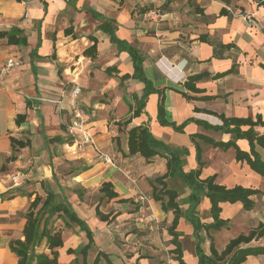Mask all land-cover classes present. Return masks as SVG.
Masks as SVG:
<instances>
[{"label": "crops", "instance_id": "obj_1", "mask_svg": "<svg viewBox=\"0 0 264 264\" xmlns=\"http://www.w3.org/2000/svg\"><path fill=\"white\" fill-rule=\"evenodd\" d=\"M84 7L93 8L103 18H94ZM228 7L235 13L221 15V9ZM240 12L252 15L256 24L247 25ZM107 19L116 20L117 36L145 56V76L154 91L145 99L142 113L132 118L129 125L122 126V131L117 122L131 116L130 107L138 106L147 85L135 78H120L133 74L134 64L131 55L120 50L100 29ZM71 24L74 36L65 33ZM12 27L23 31L28 44L9 45L5 38H0V67L9 57L22 63L5 75L0 87V264L18 263L10 241L24 239L25 213L37 195L45 198L47 190L60 199L66 198L78 215L88 221L95 242L88 251L87 264L92 263L91 254L97 256L100 251L111 260L116 257L122 264H157L165 257L159 246L162 242L170 246L168 251L175 247L168 231L174 213L164 212L160 202L153 199L152 181L167 172V159L160 155L152 159L138 153L129 155L128 130L143 124L169 147L187 148L189 154L184 163L189 160L191 170L199 167L192 134H203L216 141L233 138L232 133L199 122L211 126L223 124L218 115L206 110L227 117L259 114L264 118V6L256 0H0V31ZM91 35L98 39L95 59L83 54L93 44ZM201 35L211 42L198 40ZM228 44L231 46L222 47ZM55 47L56 57H52ZM108 67H115L118 72L108 74ZM232 68L233 72L215 78ZM201 73H208L196 82L203 92L196 93L183 86L189 76ZM77 86L82 88L78 101L79 96H74ZM180 91L197 98L187 99ZM161 95L165 97L169 121L179 125L188 118L195 120L183 131L162 125L158 120ZM204 96L215 98H200ZM27 102L31 107H27ZM79 103H84V107ZM196 107L202 110L195 111ZM76 109L84 113L89 131L101 152L111 157V164L105 163L93 146L84 149L71 146L68 124ZM19 113H27L21 125L16 123ZM255 129L264 133V126ZM11 136L30 139L31 144L19 150L15 161L7 162L13 154ZM54 137H60L61 141H52ZM198 142L205 163L201 178L216 175V181L228 187L240 184L261 189L264 177L247 163L238 162L235 148L222 150L203 140ZM237 145L250 150L246 138L238 139ZM221 151L230 152L231 156L216 159L213 154ZM260 152L264 158V151ZM4 165L6 169L2 170ZM173 180L166 179L168 187ZM104 182L113 184L117 197L102 199L100 188ZM185 188L181 197L190 192ZM142 195L145 200L140 199ZM98 205L103 213H111L112 221L99 218ZM183 207L186 210L188 204ZM202 207L207 214L205 219ZM210 207L209 199H203L198 207L204 222L213 220ZM221 207L223 218H228L231 210H244L241 202H222ZM262 212L259 221L264 222V205ZM54 227L64 238V245L58 248V264H83V256L70 254L68 249L86 245L89 241L86 232L76 224L65 226L58 217ZM177 231L181 233L185 261L198 264V256L194 253L189 256L186 251L185 240L189 239V245L193 242L191 248L196 245L193 226L182 217ZM100 237L104 239L102 243ZM206 241L202 246L210 253ZM227 243L217 246L218 250H223ZM37 251L50 253L45 242ZM259 260L264 263V256H249L244 264ZM172 262L177 264L175 258Z\"/></svg>", "mask_w": 264, "mask_h": 264}, {"label": "trees", "instance_id": "obj_2", "mask_svg": "<svg viewBox=\"0 0 264 264\" xmlns=\"http://www.w3.org/2000/svg\"><path fill=\"white\" fill-rule=\"evenodd\" d=\"M17 1L23 2L26 0ZM256 1L258 4L264 6V0ZM84 9L87 12H90L96 19L103 18L101 13L91 7H84ZM220 14L226 15L232 13L227 8H222ZM100 29L109 35L111 42L116 43L120 50L127 51L132 57L134 64L133 74L127 73L120 78L122 80L135 78L143 81L147 85L145 94L139 101L138 106L135 109H132L131 107V110H133L131 116L124 121L117 122L119 130L122 131V126L129 125L132 118L137 117L142 113V109L145 106V99L154 91L153 88L150 87L149 80L145 76V56L135 46L117 36L116 20L107 19L100 25ZM65 33L66 35L74 36L72 24L65 29ZM0 38H5L6 43L9 45L24 46L28 44L27 36L18 27H12L10 30L0 31ZM90 39L93 41V44L86 48L83 54L95 59L98 55V39L92 35L90 36ZM198 40L211 42L206 35H201ZM40 43L41 41L39 39L38 46ZM230 46L231 44L222 45L223 48H228ZM52 57H56V47ZM60 71L61 70H59V72ZM106 71L108 74H112L115 71L118 72L115 67H108ZM233 71L234 68L225 73H219L215 78ZM207 76L208 73L189 76L183 86L187 90L196 93L203 92L196 86V82ZM180 92L187 99L197 98L189 95L185 91ZM200 98L209 100L214 99L215 96H204ZM27 107H31L30 102H27ZM201 110L202 109L198 107L195 108V111ZM206 112L218 115L223 121V124L211 126L207 122L199 121L201 124L209 128L212 127L216 130H221L225 133H232L233 138L229 141H216L203 134H192L191 139L197 148L196 157L199 164L198 168L185 171L183 169V156L188 154V149H173L169 147L164 142L156 139L151 133L149 127L143 124L133 126L128 130L129 155L138 153L146 159H152L153 157L160 155L167 159V172L164 175L157 176L152 181L153 199L160 202L161 208L164 212H169L171 210L174 213V219L169 226L168 231L172 236L171 243L175 246L172 253H174L177 264H189L184 259L182 243L179 239L181 233L177 231V227L182 217L187 218L194 228V236L196 238L195 250L199 259L198 264H244L249 256H264V243H254L264 239V222L260 221L259 224L256 227L251 228L249 232H242L231 238L221 251L218 250L215 238L211 231H219L223 228L229 227L230 219L221 216L222 202H241L244 210L251 211L256 205L255 197L261 194L262 190L259 188L245 187L240 184L228 187L218 183L216 181V175L201 178L202 168L205 163L202 160L203 149L198 142V139L215 147H219L222 150H228L231 147L235 148V158L238 162L247 163L253 171L264 176V158L260 152V150L264 151V133H259L255 129L256 126H264V118L259 114L256 117H227L225 114H218L210 110H206ZM166 115L165 97L164 95H161L158 104V119L162 125H169L175 130L183 131L190 121L195 120V118H188L181 124L177 125L175 122L169 121ZM26 119L27 113H19L16 118L17 125H21ZM243 127H247V129H244ZM241 138H246L249 141V151L243 150L237 145V140ZM116 139L120 144V138L117 137ZM52 141H61V138L54 137L52 138ZM11 142L13 146V154L7 158V162L15 161L19 150L31 144L30 139L23 140L13 136H11ZM5 169L6 165L2 167V170ZM169 177L181 178L190 189L189 195L185 198V203L188 204L186 210L182 209V203L179 199L178 191L174 188L168 187L166 179ZM100 192L103 194L102 199L108 198L110 200L118 196V193L114 190V186L111 182H104L100 188ZM203 194L210 199V213L213 218L211 222H204L199 216L198 207L201 203ZM96 212L99 218L103 221L110 222L113 220V218H111V213H103L100 210L99 205L96 207ZM25 217L27 221L23 230L24 239H13L10 241V249L18 257L17 264H58V248L64 245V238L60 231H54L56 217L62 218L65 222V226L71 227L72 224H76L81 230L86 232L89 240L88 243L77 249L69 248L68 253L81 254L84 258L83 264H87L86 258L88 251L95 242L94 234L89 224L78 215L66 198L60 199L52 190H47L45 198L41 195H37L30 203L29 209L25 213ZM206 240L209 241L210 253H206L202 248V244ZM43 242L46 243L50 253L37 251V247L41 246ZM102 258L106 260L107 264H116L110 259L108 254L102 251L97 254L92 264H100Z\"/></svg>", "mask_w": 264, "mask_h": 264}, {"label": "rangeland", "instance_id": "obj_3", "mask_svg": "<svg viewBox=\"0 0 264 264\" xmlns=\"http://www.w3.org/2000/svg\"><path fill=\"white\" fill-rule=\"evenodd\" d=\"M80 98H81V95H79V97L77 98V101L80 100ZM77 105H79L80 107H84L83 106L84 103H79ZM119 112L120 113L123 112V106L121 108H119ZM188 154H189V152H188ZM188 154H185L184 158ZM213 156H215L216 159L220 158L221 160H223L225 158L230 157L231 153L227 152V151H223V152L221 151V152H217L216 154H213ZM185 167L188 168L186 170H190V168H193L192 165L189 164V160H188V162L185 161V163L183 164V169L184 170H185ZM171 178L174 179V180H173V185H170L169 188H174V189H176L178 191L179 199H180V201L182 203V205H181L182 209L185 210L183 205L187 204V203H185V198L189 195L190 192L184 197H181V196L185 194V191L183 189H186L185 187H187V185L179 177H171ZM261 189L264 190V183H263ZM203 199L206 200V199H209V197L203 194L201 202L203 201ZM255 199H256V205H255V208L253 210H251V211L241 210L240 212H237L236 210H231L230 215L228 217L230 219L229 227L228 228H223L222 230H219V231H211L215 235L214 237H215V242L217 244L216 246H219V247L224 246V244L226 242H228L231 238L237 236L238 234H240L242 232L247 233V232H249V230L251 228H254V227H256L259 224V222H260L259 219H260V217L262 216V213H263L262 212V208H263V205H264V192L259 194L258 196H256ZM209 201H210V199H209ZM201 210L203 211L204 207L200 208V211ZM203 215H204L203 217L205 219L207 214H205L204 211H203ZM186 220H187V218H186ZM103 240L104 239H102V237L99 238L100 243H102ZM187 240H189V239H187ZM187 240H185V243H186V246H187L186 247L187 254L189 256H192L193 253L195 255H197L195 247H192V248L190 247L191 244L193 245V242L189 245V241L187 242ZM206 242L209 244V241H206ZM254 243L255 244H263L264 243V239H261L259 241L254 242ZM159 246H160V248H163L162 251H163V253H165V257L163 259H160L157 264H173L172 259L175 258V256L172 254V250L171 251L167 250L170 246H168V244L165 243V242H162ZM202 248H203V246H202ZM203 250H204V248H203ZM167 252H169V254H168L169 256H167ZM91 256H92L91 262L93 263L96 254H91ZM81 261H83L82 257H81ZM112 261L113 262H119L120 264H122V262L119 261L118 259H116V257H112ZM92 263H90V264H92ZM100 264H107V262L105 261V259H103ZM253 264H264V263H263V260H259V261H256Z\"/></svg>", "mask_w": 264, "mask_h": 264}, {"label": "built area", "instance_id": "obj_4", "mask_svg": "<svg viewBox=\"0 0 264 264\" xmlns=\"http://www.w3.org/2000/svg\"><path fill=\"white\" fill-rule=\"evenodd\" d=\"M228 10L232 14L235 13V11L231 7H228ZM239 16H241L249 26H254L256 24V19L250 14L240 12ZM21 65L22 63L19 59H16L14 57H9L7 59L6 63L2 67H0V87L4 85L5 75H7L12 69L20 67ZM81 91L82 88L80 86H77L74 90V96L78 97ZM87 124L88 120L85 117L84 113L80 109H76L72 114L70 123L68 124V134L73 139L71 146H74L75 149H84L87 146H93L94 150L99 154L104 162L107 164H111V157H108L101 152V149L98 147L94 135L89 131ZM13 180H15V177L13 178ZM140 199L145 200L146 197L142 195Z\"/></svg>", "mask_w": 264, "mask_h": 264}]
</instances>
